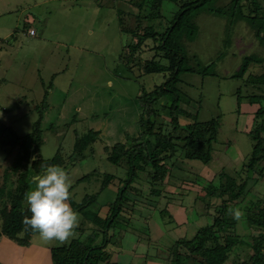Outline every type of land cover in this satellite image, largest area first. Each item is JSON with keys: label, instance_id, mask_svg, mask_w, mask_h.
I'll return each mask as SVG.
<instances>
[{"label": "rangeland", "instance_id": "obj_1", "mask_svg": "<svg viewBox=\"0 0 264 264\" xmlns=\"http://www.w3.org/2000/svg\"><path fill=\"white\" fill-rule=\"evenodd\" d=\"M141 1L0 0V139H10V130L19 136L29 134L35 122L39 121L38 129L42 136L40 154L48 159L58 150L68 156L72 153L77 134L95 132V139L87 145L83 158L68 160L62 166L70 179L71 197L77 202L99 189L102 173L119 178L125 176L122 168L107 159L110 146L122 143L130 147L134 139L138 142L148 140L141 127L143 116L138 100L143 91H151L160 84L162 74L143 75L138 66L125 63V46L131 39L128 33L119 29L117 22V9L124 10L127 12L123 16L124 25L133 29L136 5ZM174 9L171 2L164 1L161 12L168 18ZM155 19H158L155 20L158 30L164 27L165 21L160 20L163 18ZM224 21L211 15H201L198 35L188 44L190 52L202 64L215 61L216 74L201 76L184 72L179 84L189 96L200 101V120L220 115L223 134L220 142L223 144L214 145L213 158L208 164L189 160L179 162L181 172L176 173L180 178L191 179L200 174L211 179L223 166H238L251 150L252 141L247 131L253 126L252 111L257 104L250 105L246 98L241 103L237 102V88L241 95L250 93L252 89L242 84L243 80L230 76L237 70L242 56L258 48L242 23L234 27L232 43L226 44ZM27 23H33L38 30L37 37L42 38L37 46L27 43L20 32L21 26ZM144 50L141 52L142 60L154 54L147 48ZM194 104L197 105L196 102ZM180 106L183 109L188 107L184 103ZM16 150L0 142V171L14 163ZM88 174L87 178L81 179ZM180 178H176V185L184 183ZM248 183L252 185V181ZM132 186L143 194L136 198L134 216L129 211L122 213L130 224L111 245L112 261L164 264L168 252L161 244L176 237L192 235L199 225L209 221L204 213L193 215L194 196L201 185L193 184L190 191L188 183L179 189L165 186L164 191L177 190L182 195L169 199L165 204L168 214L163 218L147 205L150 184L146 173H140ZM34 187L31 179L28 191ZM263 191L264 180L253 186V192L260 196ZM116 192L115 184L107 186L92 201L89 209L104 216ZM130 192L134 194V191ZM165 199L160 200V207L164 206ZM77 213L80 223L84 220L85 225L81 226L82 230L78 227L74 230L70 241L78 237L83 239L92 225ZM169 214L173 220L169 219ZM246 228V223L239 224L240 231L245 233ZM56 246L60 245L43 242L38 233L33 234L30 244L23 247L2 238L0 262L50 264L49 250ZM183 263L190 262L183 259Z\"/></svg>", "mask_w": 264, "mask_h": 264}, {"label": "trees", "instance_id": "obj_2", "mask_svg": "<svg viewBox=\"0 0 264 264\" xmlns=\"http://www.w3.org/2000/svg\"><path fill=\"white\" fill-rule=\"evenodd\" d=\"M164 1L171 2L175 7L168 18L161 12ZM136 9L133 29L124 25L123 16L127 14L124 10L117 9V22L119 29L128 33L131 39L125 46V63L138 66L143 75L162 74L160 84L151 91H143L138 100L144 120L141 127L148 140L138 142L134 139L130 147L116 143L107 149V159L122 168L125 176L119 178L102 173L99 189L95 193L85 195L80 202L70 198L73 210L81 213L92 225L83 239L78 237L67 244L50 248V263L123 264L118 259L111 260V245L130 224L122 213L129 211L135 215L136 198L143 193L132 185L140 173H146L150 184L147 205L157 210L160 218L168 214L165 204L169 199L182 195L181 191L174 192L172 189L185 187L186 183L188 191L193 184L201 185L194 196L193 215L204 213L209 217V221L199 225L194 234L161 244L168 252L164 264H184L183 259L189 264H264V191L261 196L253 192V186L264 180V0H142ZM203 14L225 20L223 39L226 44L232 43L233 29L242 23L258 48L243 55L237 70L230 76L243 80L242 84L252 89L250 93L241 95L237 88V102L241 103L246 98L250 105L257 104L252 111L253 126L247 131L252 146L238 166H223L211 179L200 174L191 179L180 178L176 173L181 172L179 162L189 160L208 164L213 158L214 145L223 144L220 142L223 136L220 115L200 120V101L179 87L184 72L201 76L216 74L215 61L202 64L190 52L188 45L198 35V19ZM157 17L165 21L164 27L159 30L155 22ZM144 48L154 52L151 58L142 60ZM180 103L187 104V109H183ZM38 126L39 121L35 122L33 131L24 136L10 130V139H0L3 144L17 148L14 163L0 171V240L5 238L22 247L28 246L32 235L36 234L31 229L25 231L22 224L24 216H31L23 201L32 177L48 165L62 167L68 160L83 158L87 145L95 139V132L77 134L71 154L65 156L58 150L52 158L45 159L40 154L42 136ZM176 178L184 181L179 184L180 187L176 185ZM249 181H252L250 186ZM113 184L117 192L107 213L102 216L91 211L92 201ZM168 185L172 189L164 191ZM164 198V206L160 207V200ZM230 207L244 212L241 220L236 221L228 214ZM169 219L173 220L170 214ZM241 223L247 224L245 233L239 230ZM83 225L84 220L78 229L82 230Z\"/></svg>", "mask_w": 264, "mask_h": 264}, {"label": "clouds", "instance_id": "obj_3", "mask_svg": "<svg viewBox=\"0 0 264 264\" xmlns=\"http://www.w3.org/2000/svg\"><path fill=\"white\" fill-rule=\"evenodd\" d=\"M32 183L35 187L24 194L27 210L31 213L30 217L24 216L22 220L24 230L38 233L47 244L68 243L79 226L80 218L69 203L71 183L67 172L58 165H48L32 177ZM228 214L239 221L244 212L230 207Z\"/></svg>", "mask_w": 264, "mask_h": 264}, {"label": "crops", "instance_id": "obj_4", "mask_svg": "<svg viewBox=\"0 0 264 264\" xmlns=\"http://www.w3.org/2000/svg\"><path fill=\"white\" fill-rule=\"evenodd\" d=\"M36 5H38L37 3H36ZM40 15H42V14H40ZM22 28H21V30H20V32L21 33H23V36L25 37V40H26V42L27 43H29L30 45H32V46H37V45H39V42L40 41H42L41 39V37H37L38 35H37V33H38V30L36 29V27L33 25V23L31 24V23H27V25H22L21 26ZM30 28H34L35 29V33L34 34H29L28 33V29H30ZM6 35H8V34H6ZM3 39V38H2ZM2 42H4V41H2ZM1 76V75H0ZM49 262H50V259H49ZM51 264V263H50Z\"/></svg>", "mask_w": 264, "mask_h": 264}, {"label": "built area", "instance_id": "obj_5", "mask_svg": "<svg viewBox=\"0 0 264 264\" xmlns=\"http://www.w3.org/2000/svg\"><path fill=\"white\" fill-rule=\"evenodd\" d=\"M28 33L31 34V35L34 34L35 33V29L34 28L28 29Z\"/></svg>", "mask_w": 264, "mask_h": 264}]
</instances>
